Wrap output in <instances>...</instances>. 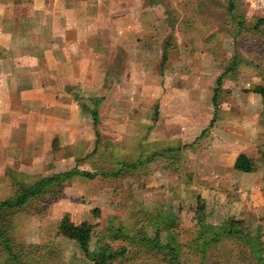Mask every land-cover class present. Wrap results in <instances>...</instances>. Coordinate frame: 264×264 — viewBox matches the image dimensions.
<instances>
[{
  "label": "rangeland",
  "instance_id": "obj_1",
  "mask_svg": "<svg viewBox=\"0 0 264 264\" xmlns=\"http://www.w3.org/2000/svg\"><path fill=\"white\" fill-rule=\"evenodd\" d=\"M235 1L229 9L228 0H144L153 12L150 35L160 48L156 53L149 49L151 66L158 72L179 65L190 69L192 57L198 67L194 73L213 94L207 103L208 121L207 113L205 119V112L198 116L199 123L207 121L199 129L200 140L191 142L187 134L177 151H166L168 144L159 139L142 146L131 131L102 132L87 108L100 104L106 108L111 102L117 104V99L111 101L103 88L93 91L72 83L64 86L62 94L55 88L50 95L55 101L52 110L65 101L75 104L94 132L76 140L70 136L68 142L64 135L69 127L60 125L57 114L47 118L46 110L33 127L32 151L22 144L24 153L14 157L0 133V200L14 196L16 183L31 186L43 176L72 167L95 173L90 179L72 177L61 196L46 204L33 197L6 215L0 208L9 246L5 249L0 243V264L88 263L78 242L59 232L64 217L89 228L91 252L124 247V254L112 264H172L165 251L140 239L156 234L161 245L173 246L179 264H264V242L260 258L251 247L255 234L264 232V0ZM109 82L104 88L111 94ZM59 83L60 78L55 87ZM238 88L247 93L240 103L235 95ZM42 102L45 105V99ZM225 105L235 115L234 124L218 128L228 137L220 131L217 135L215 125L224 116ZM149 115L155 121L159 112L152 107ZM231 136L235 139L230 145L213 147L215 142H230ZM189 143L195 144L187 147ZM240 152L251 156L255 170L231 168ZM135 156L144 157V165L125 166L124 162L138 161ZM104 172L116 175L104 176ZM224 228L241 236L228 235ZM212 235L216 238L211 240Z\"/></svg>",
  "mask_w": 264,
  "mask_h": 264
},
{
  "label": "crops",
  "instance_id": "obj_2",
  "mask_svg": "<svg viewBox=\"0 0 264 264\" xmlns=\"http://www.w3.org/2000/svg\"><path fill=\"white\" fill-rule=\"evenodd\" d=\"M0 3V133L9 147V155L23 154L22 144H28V151H32L33 127L37 118L43 119L46 110L47 118L54 117L51 113L57 114L60 125L69 127L64 135L68 142L70 136L76 140L94 132L92 125L88 129L84 124L86 118L79 116L75 104L65 101V105L52 110L55 101L50 95L55 88L62 94L67 83L93 91L103 88L111 101L117 99V104L111 102L106 108L100 104L97 108L102 132L131 131L142 146L159 139L168 144L166 151H177L187 134L191 142L200 140L199 129L207 124L211 113L207 103L213 94L202 77L194 73V67H198L192 57L187 64L192 70L179 65L158 72L155 65L151 66L149 49L155 52L160 48L153 44L156 43L150 35L153 12L144 0H1ZM118 62L122 67L111 68ZM59 78L62 83L55 87ZM106 81L112 82L111 94L104 88L108 85ZM97 94L106 97L104 92ZM245 94L242 88L236 90L238 103L244 101ZM152 107L159 112L155 121L149 115ZM237 107L246 110L244 104ZM203 112L204 119L207 113L204 124L198 118ZM221 112L224 116L215 123L217 135H221L220 131L228 137L218 126L233 125L235 115L226 105ZM231 138L230 142H215L213 147L221 144L223 149L235 139ZM235 158L231 168L240 172L233 167ZM138 161L140 168L144 157Z\"/></svg>",
  "mask_w": 264,
  "mask_h": 264
},
{
  "label": "trees",
  "instance_id": "obj_3",
  "mask_svg": "<svg viewBox=\"0 0 264 264\" xmlns=\"http://www.w3.org/2000/svg\"><path fill=\"white\" fill-rule=\"evenodd\" d=\"M228 5H229V9H233L234 6L236 5V1L228 0ZM262 20L263 18L257 19L258 22H261ZM259 89L260 91H263L262 88ZM212 103L215 105L217 104V99L215 95L213 96ZM87 111H90V115L95 119V123L98 122L97 107L96 106H94L93 108L88 107ZM140 162L141 161L134 160L132 162H127V163L124 162V164L125 166L133 167L140 164ZM233 167L240 172H251L255 170L256 165L253 159L251 158V156L247 155L244 152H240L238 153V155L234 160ZM102 175L109 176V175H116V173L104 172L102 173ZM74 176H81L90 179L95 176V173L83 169H78L76 167H72L66 171L58 172L51 176L50 175L43 176L31 186H26V184L24 183H16V185L18 186V191L14 194V196L0 200L1 213L6 215L7 211L13 212L15 208H19L20 206H23L25 203L28 202L30 198L33 197H39L44 202L43 204L58 199L61 196L64 188L69 183L70 179ZM263 211H264V206H263ZM2 217L3 216L0 215V243L5 244L6 247L5 249H7L9 248L7 243L8 239L6 236L7 234L6 232L8 230H5L3 228ZM262 218L264 220V214ZM223 231L228 235L235 234L236 236H241L227 228H224ZM59 232L63 236L72 238L78 242L79 247L83 250L85 255L90 260L88 261V263H84V264H112L115 258L123 255L125 252L124 247L120 249L102 247L96 252H91L88 248L89 228L84 227V225L76 226V224L73 223L68 217H64L61 220L59 225ZM262 235H264V232L258 234L256 233L253 239V243L251 245L254 253L259 258H260V250L262 249V245L264 242V240L261 239ZM215 238H216L215 235H212L210 237L211 240ZM140 239H142L146 243L151 244L150 246H152L156 250L165 251V255L167 256L168 261H172V264H179V262L176 259V255H175L176 252L173 246L170 244L161 245L159 243V236L157 234L151 239L145 236H142V238ZM249 239L250 237L247 238L248 241Z\"/></svg>",
  "mask_w": 264,
  "mask_h": 264
}]
</instances>
